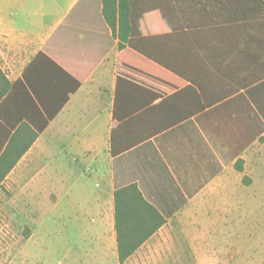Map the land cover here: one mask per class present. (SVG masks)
Instances as JSON below:
<instances>
[{
  "label": "crops",
  "instance_id": "0c3cea01",
  "mask_svg": "<svg viewBox=\"0 0 264 264\" xmlns=\"http://www.w3.org/2000/svg\"><path fill=\"white\" fill-rule=\"evenodd\" d=\"M237 3L229 17L264 18L249 0ZM244 48L221 60L186 44L177 74L144 60L121 71L101 0H0V208L13 189L31 195L44 178L57 180L52 193L67 194L85 234L99 227L117 256L114 192L135 184L165 219L138 250L188 243L189 257L216 258V237L235 229L230 212L250 204L264 179V44ZM58 66L89 73L53 113L66 77ZM82 173L101 185L71 199L60 180Z\"/></svg>",
  "mask_w": 264,
  "mask_h": 264
},
{
  "label": "trees",
  "instance_id": "16d2710c",
  "mask_svg": "<svg viewBox=\"0 0 264 264\" xmlns=\"http://www.w3.org/2000/svg\"><path fill=\"white\" fill-rule=\"evenodd\" d=\"M249 1L252 10L264 11V0ZM101 2L102 15L120 51L121 71L136 69L133 65L128 67L129 64L144 60L156 64L157 69L177 74L178 60L186 53L182 49L186 44L201 43L205 46V58L214 53L221 60L228 59V55L232 53L246 56L248 52L244 47L249 44H264V18L229 17V12L237 9V2L242 0H101ZM243 5L240 9H244L246 4ZM213 42L223 47L215 52L207 51L206 46ZM228 44L234 46L226 49L225 46ZM40 56L42 53L39 54V58ZM32 66L29 65V68ZM58 68L66 77L61 81L59 91L62 95L53 113L61 109L69 94L81 85L89 73L86 71L82 76L75 77L63 67ZM26 72L28 70L25 71V78ZM238 84L242 85L241 82ZM34 95L36 101L42 104L40 96L36 93ZM51 117L52 114H49L48 119ZM26 149L27 147H24L19 150L3 170L2 177ZM8 150L10 148L7 152ZM4 156L0 158V166L4 162ZM114 207L117 259L119 264H125L165 219L143 197L135 184L115 190Z\"/></svg>",
  "mask_w": 264,
  "mask_h": 264
},
{
  "label": "rangeland",
  "instance_id": "374dc122",
  "mask_svg": "<svg viewBox=\"0 0 264 264\" xmlns=\"http://www.w3.org/2000/svg\"><path fill=\"white\" fill-rule=\"evenodd\" d=\"M60 157L67 156L60 153ZM62 180L71 191V199L79 189L89 198L101 185V180L91 173ZM255 181L258 185L253 186L251 203L230 212L229 223L235 216L234 232L229 227L230 233L216 237V258L189 257L188 243L162 244L156 248L159 253L154 254V246L146 245L125 264H264V179ZM59 188L57 180L44 178L42 189L37 188L31 195L19 188L4 194L0 208V264H119L112 245L101 241V229L93 228L85 234L82 222L77 220L79 213L68 205L67 194L52 193ZM174 247L180 251H173Z\"/></svg>",
  "mask_w": 264,
  "mask_h": 264
}]
</instances>
